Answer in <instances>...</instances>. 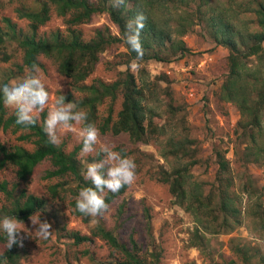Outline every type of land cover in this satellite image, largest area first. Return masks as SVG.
Masks as SVG:
<instances>
[{
  "label": "rangeland",
  "instance_id": "1",
  "mask_svg": "<svg viewBox=\"0 0 264 264\" xmlns=\"http://www.w3.org/2000/svg\"><path fill=\"white\" fill-rule=\"evenodd\" d=\"M39 1L42 0H0V25L3 24L4 17H10L25 31L27 21L18 17L16 8L24 6L37 10L41 7ZM220 4L225 6V2ZM191 5L195 7L194 3ZM230 7L233 9V4ZM183 9L184 7L178 8L177 12L170 7V13H166L170 17L169 24L172 28ZM238 13L233 11L236 28L237 25L246 26L249 31L258 28L252 10L240 9ZM65 27L62 17L52 10L49 18L40 26L39 33L49 34L57 28L63 30ZM80 28L86 39L92 37L97 28H108L112 34H119L117 25L107 12L95 13L88 22L80 24ZM208 31L203 24L195 23L182 35L174 33L175 39L184 41L186 50L183 54L173 53L171 43L167 42L166 46L161 48V56L165 57L162 61L128 59L126 45L122 42L112 43L99 53L98 61L93 72L86 78V83H91L97 78L111 82L123 72H131L135 82L144 88L142 102L146 110L144 126L150 128L149 117L152 111L153 125L162 127L163 132L157 134L156 139L149 138L148 141L136 142L127 132L117 134L110 131L100 132L102 143L135 160L137 179L132 186H125L124 191L109 202L110 210L107 213L98 217L89 216L88 222L73 215L69 207L73 195L66 189L76 185L74 179L70 177L66 181H60L63 179L45 178L50 162L45 160L38 164L27 181L19 182L16 193L20 188H25L28 193L46 199L47 203L43 209L34 214L40 216L41 220L50 222L53 231L49 239H37L34 234L35 228L29 218L21 220L23 230L19 236L23 237L21 247L23 253L14 264H110L118 252L112 254L113 249L103 239L91 236L92 230L98 224L110 229L120 242H125L128 246H131L129 236L133 235L140 253L148 260L152 258L150 256L152 251L161 252V264H261L259 257L252 254H255L257 248L264 253V228L260 229L259 224L254 223V217L250 214L254 198L242 189L247 177L251 178L254 188L257 189L254 194L259 196L264 207V156L257 161L246 160L244 156L245 147L251 144L250 134L254 130L250 124L254 115L249 114L251 112L249 108L252 106L254 109V106L251 103L249 108L240 106L239 100L246 97L244 93H238L236 99L222 97L223 86L228 84L230 76V52L225 46L215 44ZM7 44L15 60L20 61L21 51L16 43L10 41ZM39 61L41 65L38 74L50 92V108L54 106L56 92L66 91L70 86L68 79L58 72L50 59L40 56ZM133 62L136 65L134 68ZM239 63L244 75L238 83L245 84L246 80L247 94L258 100L256 90H263L264 62L256 55H241ZM9 66L10 61H0V69H9ZM251 73L257 76L259 82L256 83L255 79L249 78L248 75ZM29 74H33V70L24 68L9 82L19 83ZM253 85L258 89L253 90ZM121 101V96H118L113 103L114 118L121 108ZM108 105L109 100L100 105L99 115L106 113ZM255 106L258 107L257 104ZM7 109L9 112L13 111L8 107ZM258 112L261 127L264 129V106ZM45 113L47 117V109ZM81 127L77 126L76 131H67L61 135L59 144H63L66 151H71L74 146L82 143L79 138ZM155 133L151 135L154 137ZM18 135L19 132L0 129V142L6 146L16 144L27 149L33 148L31 143L19 141ZM169 138L191 141L190 148L193 151H190L191 155L187 158L192 157L197 162L191 165L189 172L191 180L201 184L203 195L215 192L223 175L216 150L225 156L228 169L224 175L227 177L231 175L233 178V191L240 199L241 208V223L229 233H210L209 230L203 229L194 215L172 194L169 183L162 180V170L170 171L175 164L188 161L187 158L176 161L171 155L167 157L162 155L165 141ZM80 152L81 149L77 157L83 175L87 165L101 159L102 155L80 157ZM14 171L11 164L6 165L0 169V179H7L10 184L17 181ZM58 181L61 185L63 182L64 189L59 188L64 200L51 198L48 191L49 185ZM186 191L192 190L187 188ZM215 202L216 200H212L211 203ZM4 203L7 201L0 192V207ZM202 219L205 225L212 227L213 224H207L212 222L209 217ZM196 228L200 229L202 239L194 235ZM68 230L90 235L91 239L76 244L67 236ZM243 244L246 245L244 250L247 251L246 255H251L248 261L243 260L237 251L232 250L233 247ZM5 249L6 241H0V253ZM232 258L235 263L230 262ZM0 264L9 263L1 261Z\"/></svg>",
  "mask_w": 264,
  "mask_h": 264
},
{
  "label": "trees",
  "instance_id": "2",
  "mask_svg": "<svg viewBox=\"0 0 264 264\" xmlns=\"http://www.w3.org/2000/svg\"><path fill=\"white\" fill-rule=\"evenodd\" d=\"M220 2H225V6ZM41 7L37 10L27 7H17L18 17L27 21V29L18 27L10 17L2 19L0 25V61L9 62V69H0V86L10 84L13 77L19 75L24 68L33 70L34 64L41 65L40 56L50 59L57 67L59 73L68 79L70 88L66 91H57L56 97L66 96V102H74L77 109L88 113L86 123H94L101 133H128L133 141H148L149 138H155L157 134L163 132V128H158L152 123V111L149 117V129L144 126L146 110L142 105L144 99V88L135 82L134 75L125 71L117 79L106 82L102 79H94L91 83H86V78L93 72L98 55L106 46L122 42L127 48L128 59L164 60L161 56V48L166 43H171V51L183 54L186 50L182 39H175L173 34L182 35L187 28L195 23L203 24L207 27L208 34L215 42L225 46L229 50V71L230 76L228 84L223 86V95L225 99H236L237 94L246 96L240 101L242 108H249V103L254 106L249 108L251 125L254 127L251 132L250 142L244 150L246 160H258L264 156V129L261 127L259 109L264 106V79L263 90L258 91L257 86L253 85V90L257 91V99L247 94V85L239 84L243 73V68L239 63L241 55H256L264 62V0H125V4L120 7L113 6V0H42L39 1ZM192 3L195 7H192ZM228 4V5H226ZM233 4V9L230 7ZM170 7L178 12V8L184 7L181 14L178 15L174 28L170 26ZM232 10H231V9ZM240 9L252 10L255 14V22L258 28L255 31H249L246 26L237 25L234 22V13L239 14ZM62 17L66 27L63 30L57 28L49 34L39 33L40 26L49 18L51 11ZM238 10V11H237ZM97 12H107L111 20L117 25L119 34H112L108 28L95 29L92 37L86 39L80 28V24L88 22ZM143 12L147 17L145 27L141 32V42L143 46V57L137 58V53L133 51L126 42V25L133 20L137 13ZM167 13V14H166ZM165 17V19H164ZM237 18V15L235 16ZM239 18V17H238ZM238 40V42H237ZM15 42L17 48L21 51L20 61H16L12 53L9 52L8 42ZM182 56V55H181ZM249 78L259 82L253 73ZM255 83V84H256ZM148 84L146 83V86ZM252 86V85H251ZM250 90V89H249ZM121 96V108L113 117V103L115 99ZM109 100L106 113L99 115L100 105ZM258 105L255 106V105ZM101 113V112H100ZM45 111L40 114V119L35 126L25 127L16 124L14 110L9 112L3 102L2 93H0V129H10L13 133L19 132L18 140L28 142L33 145L32 149H27L22 145L6 146L0 142V169L11 164L14 167L17 181L0 179V192L7 203L0 207V220L5 216L15 217L17 220H26L36 211L42 210L46 205V199L35 194L28 193L25 188H20L16 193V187L19 182L27 181L33 174L36 166L45 160H49L50 166L46 169L45 178H62L66 181L72 177L76 182L74 187L66 190L71 192L73 198L69 202V207L73 215L80 217L84 222H88L90 217L84 216L76 209V196L84 187H91V182L85 180L81 174V164L77 157L78 151L82 148V143L74 146L71 151H66L63 144H53L49 141L47 134L43 130V122L46 119ZM83 127V125H81ZM165 130V129H164ZM153 135L151 134H154ZM150 134V135H149ZM158 137V136H157ZM156 139V138H155ZM191 141L175 140L169 138L165 141L163 153L164 157L172 156L176 161L191 155ZM193 154V152H192ZM216 156L220 171L223 173L219 179V186L214 192L205 195L201 192V184L191 180L189 172L191 165L196 159L190 157L185 163H178L172 166L170 171L162 170V180L169 183L170 191L178 199V202L190 211L196 221L205 230L210 233H229L235 226L241 223L240 199L233 191L234 181L231 175H224L228 169V163L222 152L216 150ZM66 183V182H65ZM63 185V182H62ZM58 181L49 185L48 191L53 199L64 200L60 194ZM187 188L192 191H186ZM119 193H105L106 202H111ZM242 189L249 196L254 198L253 210L250 214L254 217V223H258L260 229L264 228V207L257 194V189L247 177ZM76 197V198H75ZM216 200L215 203H211ZM202 217H209L213 224L212 227L205 225ZM215 226V227H214ZM200 229L194 230V235L202 239L199 233ZM67 236L74 243H82L91 239V236L103 239L112 249V254L118 252L110 264H161V252L152 251L151 259L140 253V248L133 235L129 236L128 246L125 242H120L110 229L101 224L95 226L91 236L80 234L76 230H68ZM0 241H6V234L0 231ZM246 245L233 247L243 260L248 261L251 255H246ZM23 249L18 245H13L9 250L6 249L0 253V262L14 264L18 260ZM252 256L259 257V263L264 264V253L257 248ZM234 259L230 262H232ZM235 263V261H233Z\"/></svg>",
  "mask_w": 264,
  "mask_h": 264
},
{
  "label": "clouds",
  "instance_id": "3",
  "mask_svg": "<svg viewBox=\"0 0 264 264\" xmlns=\"http://www.w3.org/2000/svg\"><path fill=\"white\" fill-rule=\"evenodd\" d=\"M125 4V0H113L114 7ZM147 17L143 12L137 13L127 25L126 42L137 53V58L143 57L141 32L145 27ZM135 62L132 67L134 68ZM33 74H29L19 83L4 84L0 86L3 102L6 107L14 110L16 124L25 127L35 126L40 113L47 109V117L43 122V130L49 141L53 144L60 143V137L67 131H76L77 126L83 125L79 130V138L82 140L80 157L92 154L102 155V158L87 165L83 173L85 180L91 182V187H84L76 198V209L84 216H103L110 210L106 202L105 193H119L125 186H132L137 179V164L132 157L122 155L120 151L101 142L100 130L94 123H86L88 113L70 101L66 102V96L60 95L54 101V106L49 108L51 100L50 92L39 76V66H32ZM99 146V152H97ZM35 228L37 239L47 240L52 235V224L47 220H41L40 216L33 214L29 217ZM22 221L15 217L5 216L0 220V231L6 234V247L10 250L13 245L23 247V237L19 233L23 230Z\"/></svg>",
  "mask_w": 264,
  "mask_h": 264
}]
</instances>
